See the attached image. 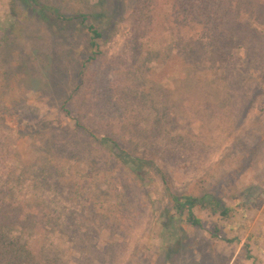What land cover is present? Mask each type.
I'll return each instance as SVG.
<instances>
[{"label": "rangeland", "instance_id": "obj_1", "mask_svg": "<svg viewBox=\"0 0 264 264\" xmlns=\"http://www.w3.org/2000/svg\"><path fill=\"white\" fill-rule=\"evenodd\" d=\"M39 1L51 19L0 0V227L35 240L37 264H264V9L243 14L257 33L235 61L197 67L175 39L200 27L164 32L158 0ZM57 11L103 31L96 61ZM157 168L173 193H214L230 216L173 220Z\"/></svg>", "mask_w": 264, "mask_h": 264}, {"label": "trees", "instance_id": "obj_2", "mask_svg": "<svg viewBox=\"0 0 264 264\" xmlns=\"http://www.w3.org/2000/svg\"><path fill=\"white\" fill-rule=\"evenodd\" d=\"M22 1L32 7L43 20L51 19L47 15L46 6L42 5L39 0ZM262 9H264V0H158V25L163 23L164 32L168 30V25L172 24L171 30L173 31L175 26L181 22L188 26L200 27L196 28L197 32L191 35L181 36L178 34L175 39V42L177 41L175 47L179 49L180 55L185 61L197 67L204 66L205 62L216 64L220 61L225 66L231 61H235L237 49L250 48L251 43L255 40L254 36L257 31L242 18L243 14L249 12L254 17L260 18L258 13ZM54 18L67 22L78 20L87 30L91 52L86 63L96 61L103 53L100 48V41L103 39L104 33L95 24L88 23L90 17L87 14L67 17L57 11ZM4 41H7L5 37L0 40V47ZM211 54L215 56V59L214 56L209 57ZM233 91L235 92V85ZM113 153L116 158L124 163L133 160L130 154L121 147L113 150ZM136 163L139 166L144 163L148 167H154L152 161L141 158L135 159ZM156 171L161 174L171 204L175 208L173 220L179 217L185 223L201 228L202 221L195 213L196 208L209 209L225 218L230 216L232 209L227 207L216 194L208 192L201 196H190L173 193L168 176L158 168ZM2 221L3 216L0 215V222ZM0 229V264H37L40 257L36 253L38 249L35 240L34 243L23 242L21 237L14 238L5 226L0 227ZM214 237L219 236L214 234ZM182 240L177 237L173 242L167 256H165L167 262L172 263L175 254H183L181 250ZM45 250H41L44 259L48 258Z\"/></svg>", "mask_w": 264, "mask_h": 264}]
</instances>
